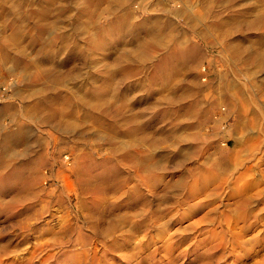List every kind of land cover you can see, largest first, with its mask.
I'll return each instance as SVG.
<instances>
[{
  "label": "rangeland",
  "instance_id": "rangeland-1",
  "mask_svg": "<svg viewBox=\"0 0 264 264\" xmlns=\"http://www.w3.org/2000/svg\"><path fill=\"white\" fill-rule=\"evenodd\" d=\"M20 1L0 0V56L8 49L12 58L21 54L23 59L18 63L15 58L0 57V135L10 132L19 136L5 146L0 136L6 152L4 167L0 166L5 179L0 185V264H264V63L254 58L257 52L264 54V16L255 19L264 14V0H195L199 10L205 8L212 14L208 22L187 32L195 48V66L169 58L164 65L167 85L176 87L168 90L164 75L153 77L154 60L166 58L165 43L153 45L156 54L151 66L149 61L132 64L127 68L132 69L131 78L121 85L124 91H118L120 96L112 99L113 94L106 93V101L123 106L124 111L116 114L115 107L111 108L100 118L104 125L95 112L86 115L79 105L68 107L56 99L67 100L73 92L90 91L113 74L108 64L122 49L121 42L119 49L98 51L100 59L95 55L94 60L88 51V59L73 58L81 47L86 54L83 31L87 19L80 13L83 1L54 0L50 2L55 3L51 15L41 19L24 18L25 11L30 13L29 4L16 8ZM137 1L146 6L141 21L173 16L167 11L172 4L169 0ZM37 2L44 11L47 4ZM256 5L263 9L256 11ZM99 12L95 15L98 22L108 26L112 16L101 19ZM16 33L23 38H16ZM39 33L43 40L32 42ZM150 35L154 36L147 27L140 37L148 39ZM128 60L124 59L120 70L128 66ZM38 74L43 81H36ZM192 84L197 85L196 91ZM36 104L39 110L34 113ZM64 107L71 113L49 123L48 112L59 113ZM129 113L138 118L142 133L159 136L176 132L178 139L158 146L149 141L134 145L126 133L131 122L124 124L121 119ZM114 120L118 126L110 127ZM131 151L147 152L155 165L164 160L166 168L156 167L139 179L138 169L125 159ZM218 163L225 165L223 171L218 170ZM105 167H114L113 173L116 169L119 178L115 183H121L120 190L99 195L78 181L80 174L85 179L94 177ZM159 177L162 182L152 187ZM133 183H140L149 199L145 207L138 202L139 211L128 207L134 202L128 196ZM177 183L174 193L171 187ZM116 204L124 207L118 210ZM91 208L97 217L104 215L103 227H108L114 215L126 216L127 221L114 235L95 234L88 223ZM141 220L145 223L137 233L129 229Z\"/></svg>",
  "mask_w": 264,
  "mask_h": 264
},
{
  "label": "bare ground",
  "instance_id": "bare-ground-1",
  "mask_svg": "<svg viewBox=\"0 0 264 264\" xmlns=\"http://www.w3.org/2000/svg\"><path fill=\"white\" fill-rule=\"evenodd\" d=\"M38 0H21L20 2H22L21 5L17 6L16 8H19L20 9V6L21 8L25 7L26 5H24V3H26L28 6V9L29 10V14L26 13V11L24 12V18L25 16H29L31 18H38V19H41V18H45V17H49L51 15V5L55 2L54 0H40L42 3H46L47 6L44 8V11L41 10V4H37ZM54 1L52 4L50 2ZM83 2H81V4L83 5L80 10V13L83 14V16L85 15L86 17H82V18H85L87 19V24L85 23L84 25V35H87L85 39H87V41L85 40L84 43L87 44V48L84 47V49H86V54L83 53V51H81V49L79 50V52H75L73 53L72 57L73 58H77V57H84V58H87L88 59V52H91V54L93 55V58L94 60L96 59V56L98 54V51H103L104 50H108L109 48H120L119 47V44L121 42V45H122V49L119 50L117 52V54L114 56V60L113 62L111 63H107L109 66L112 67L113 70V74H109V76H105V79H100L102 80V83L98 84V85H95V86H92L93 89H91L90 91L89 90H85V92H73L71 93L70 95V98L69 99H62V97H57L58 99L56 100H59V101H64V105L70 107V105H74V104H77L79 105L82 109H84V112L89 115H91V112H95L97 114V118L98 119H103V117L107 116V112H110L111 108L115 107V112L116 114L117 113H120L122 111H124V109L122 108L123 106L121 105H117L116 103L111 106V104L109 102L106 101L107 99V92L109 93H112L113 95L111 96V98L113 99V97H119L117 94L119 93L118 91L121 90V85L125 84L126 81H128L130 78H131V74H132V69H127L129 67H131V65L133 64V66L135 65V63H139L140 65L144 64L146 61L150 62V60H152V58H154L153 56L156 54L155 52V49L153 47V45L155 44H158L160 42H164L165 43V49H166V58L164 60H154L156 61V73H155V76L153 75V73H151L153 75V77L157 78L158 79V76H162L164 75V77L166 78V85H167V71H166V68H164L165 64L167 63V60L169 58H175V59H179V60H183L185 63H190L192 64V67L195 66L194 63L195 61L197 60V57L195 55V48L190 44V37H188V31H189V28L191 29H198V25L203 23L204 21H207V19H209L210 15L211 14V10H199L197 4H195V0H169L171 1L172 4H170V8H166L167 11L172 14L173 16L172 17H166L164 20H162L161 18H147L145 19L146 21L140 19V16L143 15L144 11L146 10V6L143 7V3H137L138 1L137 0H82ZM137 1V2H136ZM142 2L145 1V0H141ZM214 1V0H213ZM57 2H59L57 0ZM66 2V1H65ZM136 2V3H135ZM257 2V1H256ZM74 3V2H73ZM210 3V1H209ZM214 3V2H213ZM55 4V3H54ZM65 4V3H64ZM78 4V3H77ZM80 4V3H79ZM243 4V3H242ZM258 4V3H257ZM45 5V4H44ZM43 5V6H44ZM154 5V4H153ZM210 5V4H208ZM236 5V4H235ZM60 6H64V5H60ZM69 6V5H67ZM79 6V5H78ZM58 7V6H57ZM148 7V6H147ZM163 8H165L166 6H162ZM208 7V6H207ZM215 7V6H214ZM220 7V6H219ZM233 7V6H232ZM231 7V8H232ZM43 8V7H42ZM162 8V10H163ZM264 8V7H263ZM261 6L259 5H256L255 6V9L256 11L259 12V10H262L263 9ZM71 9V7H70ZM229 9V8H228ZM152 10V9H151ZM155 10V9H154ZM12 11V10H11ZM100 11V15H101V19L102 18H108V16H112V18H109L111 19L109 21V24L107 23L106 25L108 26H104V25H101L99 22H98V17H96L95 15L97 14L96 12ZM148 11V10H147ZM153 11V10H152ZM166 10L164 9V12ZM217 11V10H216ZM220 11V10H219ZM264 11V9H263ZM72 12V11H71ZM161 12V11H160ZM63 13H64V8H63ZM148 13V12H147ZM240 13V12H239ZM80 14V16H81ZM253 14V13H252ZM98 15V14H97ZM99 15V16H100ZM158 16V15H157ZM160 16V15H159ZM171 16V15H170ZM215 16V15H214ZM262 16H264V14L262 15H257L255 17V19H258ZM203 17V18H202ZM59 18V17H58ZM61 18V17H60ZM65 18V17H64ZM219 18V17H218ZM222 18V17H221ZM238 18V17H237ZM62 19V18H61ZM68 19V17H67ZM80 19V18H79ZM143 19V18H142ZM220 19V18H219ZM242 19V18H241ZM74 20V19H73ZM193 20V21H192ZM261 20V19H260ZM58 21V20H57ZM66 21V20H64ZM79 21V20H78ZM247 21V20H246ZM251 21V20H250ZM56 22V21H55ZM101 22V21H100ZM208 22V21H207ZM254 22V21H252ZM59 23V22H58ZM64 23V22H63ZM255 23V22H254ZM252 23V25L254 24ZM261 23V22H260ZM81 24V23H80ZM206 24V23H205ZM46 25V24H45ZM75 25V24H74ZM257 25V24H256ZM259 25V24H258ZM61 26V25H60ZM58 26V27H60ZM88 27H89V30H88ZM147 27L149 29V31H151L153 33V37H151L150 35V38L148 39H144V38H141V33L143 30H147ZM209 28V27H208ZM46 29V28H45ZM40 30V29H39ZM87 30V31H86ZM211 30V29H210ZM208 33V32H207ZM26 34V33H25ZM16 35L18 37L16 38H19L20 39V36L22 35H19L18 33H16ZM24 35V34H23ZM207 35V34H206ZM206 35L202 33V36L204 38H206ZM209 35V34H208ZM25 36V35H24ZM27 36V35H26ZM82 36V35H81ZM14 40L13 41H16V38H15V34H14ZM12 37V38H13ZM132 37V40L130 41L128 38ZM147 37V36H146ZM23 38V36H22ZM35 38V37H34ZM67 38V37H66ZM80 38V37H79ZM42 39V34L39 33L38 37H36L32 42H37L39 44V42L41 41ZM18 40V39H17ZM43 40V39H42ZM148 40H151V41H148ZM50 42V41H49ZM53 42V41H52ZM241 43V42H239ZM48 44V43H47ZM7 45V44H6ZM5 45V46H6ZM77 45V44H76ZM79 45V44H78ZM77 45V46H78ZM239 45V44H238ZM241 45V44H240ZM72 46V45H70ZM83 46V45H82ZM161 46V45H159ZM7 47V46H6ZM5 47V48H6ZM74 47V46H73ZM76 47V46H75ZM163 47V45L161 46ZM248 47V46H247ZM10 48V47H9ZM78 47L75 48V50H77ZM1 49V48H0ZM73 49V48H72ZM88 49V50H87ZM117 49V50H118ZM235 49V48H234ZM5 50V49H4ZM239 50V49H237ZM264 50V49H263ZM72 51V50H71ZM88 51V52H87ZM109 51V50H108ZM113 51V50H112ZM235 51V50H234ZM246 51V50H245ZM100 52H99V55H100ZM154 52V53H153ZM164 52V51H163ZM247 52V51H246ZM238 53V51H237ZM236 53V54H237ZM245 53V52H244ZM248 53V52H247ZM258 53V52H257ZM255 54L256 57L255 60L256 62H262L264 63V54L261 55L260 54ZM24 54V53H23ZM164 54V53H162ZM243 54V53H242ZM241 54V55H242ZM3 55V56H2ZM0 57L1 59L3 58V60H8V59H14L17 60L18 63L22 62V55L21 54H18V55H13L14 58H12V55L10 52H8V49H6V51L3 52ZM91 55V56H92ZM96 55V56H95ZM251 55V54H250ZM250 55H246L248 58ZM157 56V55H156ZM233 56V55H232ZM236 56V55H235ZM98 57V56H97ZM168 57V58H167ZM245 57V56H244ZM100 59V57H98ZM127 67H123L121 70V64L122 62L124 61V59L127 61ZM236 58H238L236 56ZM252 58V57H250ZM242 58H240L241 60ZM112 60V59H111ZM243 60V59H242ZM249 60V59H248ZM247 60V61H248ZM252 60V59H251ZM254 60V59H253ZM252 60V61H253ZM14 61V60H13ZM90 61V60H89ZM97 61V60H96ZM104 60H102L103 62ZM251 61V62H252ZM16 62V61H15ZM95 62V61H94ZM101 60L99 61V64ZM106 62V61H104ZM148 62V63H149ZM152 62V61H151ZM149 63L152 64V63ZM39 63V62H38ZM254 63V61H253ZM16 63H14L15 65ZM98 64V65H99ZM105 64V63H103ZM250 64V63H249ZM261 64V63H260ZM13 65V66H14ZM93 65V64H92ZM95 65V64H94ZM145 65V64H144ZM148 65V64H147ZM102 66V64L100 65ZM107 66V65H105ZM132 66V67H133ZM151 66V65H150ZM154 66V65H153ZM152 66V68H153ZM262 66V65H261ZM136 67V66H135ZM138 67V66H137ZM136 67V68H137ZM142 69L144 68L143 66H141ZM96 68V66H95ZM94 68V70H96ZM105 68V67H103ZM102 68V69H103ZM109 68V67H108ZM140 68V67H139ZM148 68V67H147ZM164 68V69H163ZM98 69V68H97ZM106 69V68H105ZM140 69V71L142 70ZM13 70V69H12ZM109 70V69H107ZM134 70V68H133ZM136 70V69H135ZM134 70V71H135ZM153 70V69H152ZM150 69V71H152ZM44 70L42 69V72ZM100 71V70H99ZM104 71V70H103ZM112 71V70H111ZM133 71V73H134ZM138 71V70H137ZM137 71H135L137 73ZM47 72V71H46ZM115 72V73H114ZM143 72V70L141 71ZM148 72V71H147ZM134 73L133 75H137L139 73L136 74ZM144 73V72H143ZM142 73V74H143ZM149 74V72L147 73V75ZM49 75V74H48ZM140 75V74H138ZM150 75V74H149ZM148 75V76H149ZM177 76V75H176ZM104 77V76H103ZM102 77V78H103ZM150 77V76H149ZM163 77V76H162ZM163 77V78H164ZM101 78V77H100ZM36 81H43L44 77L42 75H39L35 77ZM149 80V79H148ZM45 81V80H44ZM85 81V80H84ZM93 81H96V78L93 80ZM99 81V80H98ZM188 81V80H187ZM193 81V80H192ZM59 82V81H58ZM61 82V81H60ZM97 82V81H96ZM95 82V83H96ZM43 83V82H42ZM94 83V82H93ZM197 83V82H196ZM195 83V84H196ZM62 84V83H61ZM97 84V83H96ZM169 84V83H168ZM47 85V84H46ZM193 85V86H192ZM191 85V88L192 90H195L196 91V86L197 85H194L192 84ZM176 87V86H175ZM175 87H171V85H167L166 88H168V90H171V91H174V88ZM135 88V87H134ZM178 89V88H177ZM176 89V90H177ZM123 90V89H122ZM121 90V91H122ZM124 91V90H123ZM190 92V91H189ZM221 92V91H220ZM172 93V92H171ZM45 94V93H44ZM126 94V93H125ZM46 95V94H45ZM111 95V94H109ZM124 95V94H123ZM125 96V95H124ZM171 96V94H170ZM169 96V97H170ZM171 98V97H170ZM173 98V97H172ZM171 98V99H172ZM117 99V98H116ZM165 99H168L165 98ZM108 100V99H107ZM120 100V99H118ZM173 100V99H172ZM40 101V100H39ZM168 101V100H167ZM171 101V100H169ZM112 102V101H111ZM120 102V101H119ZM38 104V103H37ZM34 105V113H37V109L39 110V107L38 105ZM123 104V103H122ZM127 104V103H126ZM172 106V105H170ZM131 104L127 105V108L128 109H131ZM141 107V106H140ZM125 108V106H124ZM132 108H134L132 106ZM33 109V108H32ZM123 109V110H122ZM225 110V109H224ZM133 111V109H132ZM197 111V110H196ZM29 112V110H28ZM46 112V111H44ZM58 112V111H57ZM68 109H66L65 107L63 109L60 110L59 113H56L55 111L51 110V112L49 111L48 112V118H46L49 123H52L56 120L57 116H60V117H65L66 114H67ZM179 112V111H178ZM71 113V112H69ZM73 113V112H72ZM109 114V113H108ZM125 114V113H124ZM130 114V113H129ZM94 115V114H93ZM110 115V114H109ZM120 115V114H119ZM118 115V116H119ZM166 115V114H165ZM41 116V115H40ZM76 116V115H75ZM81 116V115H80ZM111 116V115H110ZM118 116L116 118H118ZM128 117H123L121 119H124L123 121L125 122L124 124L126 123H130V126H128L126 128V133L128 136H130L133 140V143L134 145H139L140 143H142L141 145H143V142L146 141L148 143H150L152 146H158L162 143H165L167 142L169 139H178V133L176 134L173 133V134H159V136H155V135H152V134H148V133H142V128L140 127L141 125H137V122H138V118L136 116H133L130 114V115H127ZM178 116V115H177ZM78 117V116H77ZM96 117V116H95ZM59 118V117H58ZM91 118V117H90ZM152 118V117H151ZM92 119V118H91ZM101 119L99 122H101ZM179 119V118H178ZM77 120V119H76ZM67 121V119H66ZM109 121V120H108ZM62 121H60L59 123H61ZM58 123V124H59ZM67 123V122H66ZM69 123V122H68ZM95 123V122H94ZM103 123V122H101ZM100 123V124H101ZM111 123V122H110ZM57 124V125H58ZM62 125L64 124V122L61 123ZM133 124V125H132ZM66 125V124H64ZM104 125V123H103ZM109 125V124H108ZM53 126V125H52ZM56 126V125H55ZM68 126V125H67ZM102 126V125H101ZM106 126V125H105ZM112 126H118L117 125V120H114V124H111L110 127ZM58 127V126H57ZM65 127V126H64ZM89 127V126H88ZM94 127V126H93ZM147 127V126H145ZM144 127V128H145ZM63 128V127H61ZM119 128V127H118ZM114 129V128H113ZM112 129V130H113ZM121 129V127L119 128ZM124 130V129H123ZM149 130V129H148ZM152 131V130H151ZM14 132V131H13ZM84 131H82L83 133ZM113 132V131H112ZM163 132V131H161ZM16 134V132H14ZM78 133V132H77ZM115 130H114V132ZM120 133V132H119ZM117 133V135L119 134ZM180 133V132H179ZM79 134V133H78ZM81 134V133H80ZM86 134V133H85ZM20 135V134H19ZM1 136V145L5 146L8 142L10 143L12 140H18V137L17 135H13L11 134L10 132H6V133H2ZM76 137V136H75ZM80 137V136H79ZM82 138V137H80ZM121 139V138H120ZM129 139V140H130ZM180 139V138H179ZM118 140V139H117ZM175 141H179V140H175ZM13 142V141H12ZM16 141H14L15 143ZM171 142V141H170ZM13 143V144H14ZM145 143V142H144ZM172 143V142H171ZM169 143V145L171 144ZM175 144V143H174ZM0 145V166H2L4 164V154L6 153L4 151V148H2ZM10 145V144H9ZM168 145V146H169ZM172 146V144L170 145ZM142 149V148H141ZM112 150V149H111ZM110 150V151H111ZM7 151V150H6ZM154 151V150H152ZM146 152V151H145ZM164 152V151H163ZM185 152V151H184ZM90 154V152H88ZM107 153V152H106ZM142 152L138 151H131L130 155H127L125 156L124 158L125 159H128L129 162H132L133 165L135 166V168L138 169V177L139 179L142 178L140 175L142 173H146V172H150L152 171L153 169H155L156 167L159 169H164L166 168V161L164 160H160L157 165H155L154 161L152 162V159L150 160V158H152L150 155H146V153L144 154H141ZM154 153V152H152ZM88 154V156H89ZM182 153L179 152L178 155H180ZM106 155V154H105ZM8 156V155H7ZM157 156V155H156ZM160 156V155H159ZM185 156V155H184ZM91 157V156H90ZM94 157V156H93ZM161 157V156H160ZM159 157V158H160ZM166 157V156H165ZM183 156H179V159H181ZM158 158V156L156 157V159ZM171 158V157H170ZM185 157H183L184 159ZM91 159V158H90ZM154 159V158H153ZM156 159H154L156 161ZM158 160V159H157ZM166 160V159H165ZM87 161V160H86ZM93 161V160H92ZM90 161V162H92ZM174 161H177V160H174ZM173 161V162H174ZM181 161V160H179ZM88 162V161H87ZM169 162V161H168ZM184 162V160L182 161ZM38 163V162H37ZM93 163V162H92ZM157 163V161H156ZM175 163V162H174ZM173 163V164H174ZM94 164V163H93ZM219 165H217L219 168L218 170H221L222 169V165L223 164H220L218 163ZM228 164V163H227ZM6 165V164H5ZM101 165V164H100ZM176 165V164H175ZM175 165H173L172 167H174ZM225 165H223L224 167ZM229 166V165H228ZM4 167V165L2 166ZM94 167V166H93ZM91 167V170L92 168ZM176 167V166H175ZM227 167V166H226ZM225 167V168H226ZM95 168V167H94ZM114 168V167H113ZM112 167H110L109 169H107L106 167L104 168V170H102L101 172H98L96 174V176L94 177H90V178H82L80 174V176H78V181L80 183H82V185L86 188H89L91 190V192L93 191V193H97L99 195H106L108 194L109 192H114L116 190H120L121 189V183L120 186L115 183L116 181V178H119L118 175H115V170H114V173L112 171L113 169ZM217 168V167H216ZM169 169V168H168ZM84 171L83 168L80 169V171ZM90 170V171H91ZM95 170V169H94ZM223 171V169H222ZM163 172V171H162ZM216 172V171H215ZM9 174V172H7ZM11 173V172H10ZM17 173V172H16ZM80 173V172H79ZM83 173V172H82ZM96 173V172H95ZM88 174V173H87ZM11 176V174H9ZM79 175V174H78ZM84 175H86L84 173ZM135 175V174H134ZM133 175V176H134ZM20 176V175H19ZM183 176V175H182ZM9 177V176H8ZM8 177L6 179H8ZM15 177V176H14ZM88 177V176H86ZM218 175L214 176L215 179H217ZM10 178V177H9ZM17 178V177H16ZM92 178V179H91ZM149 178V177H148ZM14 179V178H13ZM12 179V180H13ZM137 179V178H136ZM181 179V178H179ZM183 179V177H182ZM185 179V178H184ZM214 179V180H215ZM4 174H1L0 175V185L4 184ZM33 179H31L29 181L30 185L32 184L31 181ZM7 181V180H6ZM146 181V179H145ZM11 182V181H10ZM33 182V181H32ZM126 182V181H124ZM153 185L152 187L156 186L158 187L159 186V183L162 182V179L161 177L157 178V180L153 181ZM13 183L15 184V182L13 181ZM146 183V182H145ZM185 183V182H184ZM26 184V183H25ZM28 185V184H27ZM140 183L134 185L133 183V190H131V192L128 194L129 198L132 199V202L131 204L128 205L129 208L132 209H138L140 208L139 206V203L140 202L142 205L146 202V201H149L148 198L144 197L140 187H139ZM168 184H166L167 186ZM222 185V184H221ZM9 186V185H8ZM144 186V185H143ZM6 187V186H4ZM93 187V188H92ZM125 187V186H124ZM162 187V186H161ZM164 187V186H163ZM178 183L177 184H173V186L171 187V189L173 190V192L175 193L176 192V189H178ZM188 187V186H187ZM189 188V187H188ZM1 189V187H0ZM155 189V188H154ZM185 189V188H184ZM219 189V188H218ZM150 190V189H149ZM148 190V191H149ZM183 190V189H182ZM181 190V191H182ZM186 190V189H185ZM2 191V190H1ZM26 191V190H25ZM130 191V190H129ZM195 191V190H194ZM90 192V193H91ZM145 192V191H144ZM4 193V192H3ZM2 193V194H3ZM146 193V192H145ZM170 193V192H169ZM173 193V194H174ZM214 193V192H213ZM19 194V193H18ZM146 194H149V193H146ZM145 194V195H146ZM168 194V193H166ZM172 194V193H171ZM195 194V192L193 193ZM192 194V195H193ZM156 195V194H155ZM0 196H1V192H0ZM158 196V195H157ZM156 196V197H157ZM167 196V195H166ZM213 196V195H212ZM153 197V195H152ZM151 197V199H153ZM155 197V196H154ZM159 197V196H158ZM175 197V196H174ZM173 197V198H174ZM215 197V195H214ZM218 197V196H217ZM176 198H179V197H176ZM101 199V198H100ZM103 199V198H102ZM163 199V198H161ZM156 200V199H155ZM174 200V199H173ZM177 200V199H176ZM163 201V200H161ZM153 202V201H152ZM252 202V201H251ZM162 203V202H161ZM177 203H179V201H177ZM106 204V203H104ZM146 204V203H145ZM145 204L143 205L145 207ZM154 204V203H153ZM108 205V204H107ZM117 205V204H116ZM162 205V204H161ZM142 206V207H143ZM109 207V205L107 206ZM115 207V206H114ZM118 208V210L122 207H124V204H120V205H117L116 206ZM138 207V208H137ZM97 208V207H96ZM111 208V207H110ZM127 209V208H126ZM141 209V208H140ZM143 209V208H142ZM97 210V209H96ZM106 210V209H105ZM114 210V208H113ZM90 215H89V227H91L90 229L94 231V233H99L100 234H104L105 236H111V235H114V232L116 230H119L118 229V226H121L123 225L124 223H126L127 219H126V216H116L114 215L113 219H111V222H108L107 225L108 227L104 226V222L105 220L104 219V215H100V216H96L95 214V210L94 208H91L90 209ZM101 211V209L99 210ZM134 211V210H133ZM139 211V209H138ZM175 211V210H174ZM132 212V211H131ZM136 212V210L134 211ZM250 212V211H249ZM100 213V212H99ZM103 214V212H101ZM107 213V212H106ZM142 213V212H141ZM251 214V213H250ZM157 215V214H156ZM244 215V214H243ZM160 219L162 218V215H157ZM225 216V215H224ZM108 217V216H107ZM111 217V216H110ZM107 220V219H106ZM239 221V220H238ZM217 222V221H216ZM144 223H145V220H141V221H136L130 225H132L129 229L131 231L134 230V232H136L135 230L137 229H141L142 226H144ZM165 223V222H164ZM215 223V222H214ZM71 226V225H70ZM75 226V225H74ZM124 226V225H123ZM79 227V226H78ZM83 227V226H81ZM128 229V228H127ZM68 230V229H67ZM70 230H71V227H70ZM78 230V229H77ZM154 230V229H153ZM241 230V229H240ZM75 231V230H74ZM80 231V230H79ZM92 231V232H93ZM216 232V231H215ZM69 233V232H67ZM79 233V232H78ZM82 233V232H81ZM93 233V234H94ZM137 233V232H136ZM80 234V233H79ZM92 234V233H91ZM94 234V235H95ZM233 234V233H232ZM238 234V233H237ZM98 235V234H97ZM215 235V233H214ZM96 236V235H95ZM102 236V235H101ZM100 236V237H101ZM129 236V235H128ZM217 236V235H216ZM99 237V238H100ZM152 237V236H151ZM215 237V236H214ZM221 237V236H220ZM103 238V236H102ZM107 238V237H106ZM216 238V237H215ZM225 238V237H224ZM93 239V238H92ZM114 239V238H113ZM236 239V238H235ZM80 241V240H79ZM115 241V240H114ZM125 241V240H124ZM262 241V240H261ZM89 242V241H88ZM93 242V240L91 241ZM113 242V241H112ZM263 243V242H262ZM223 244V243H222ZM113 244H111L112 246ZM127 245H130L128 244L127 242ZM218 245V244H217ZM215 246V248L219 247V246ZM257 245V244H256ZM126 246V245H125ZM224 246V244H223ZM145 247V246H144ZM110 248V247H109ZM114 248V247H113ZM223 248V247H222ZM112 249V248H111ZM221 249V248H220Z\"/></svg>",
  "mask_w": 264,
  "mask_h": 264
}]
</instances>
